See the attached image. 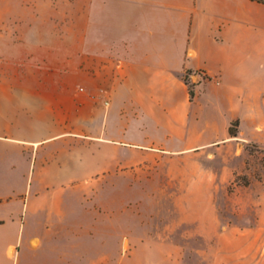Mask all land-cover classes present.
<instances>
[{"label":"crops","instance_id":"1","mask_svg":"<svg viewBox=\"0 0 264 264\" xmlns=\"http://www.w3.org/2000/svg\"><path fill=\"white\" fill-rule=\"evenodd\" d=\"M74 7L51 26L78 39L0 35L16 45L13 73L0 80V264L91 256L77 242L94 239L92 227L106 220L97 201L109 206L115 192L137 210L159 194L162 209L186 212L201 183L210 229L219 231L213 191L231 183L233 169L245 172L244 163L215 174L203 155L227 161L241 140L264 148V4L81 0ZM37 13L21 27L37 28ZM156 181L159 193L150 187ZM177 198L185 200L179 208Z\"/></svg>","mask_w":264,"mask_h":264},{"label":"rangeland","instance_id":"2","mask_svg":"<svg viewBox=\"0 0 264 264\" xmlns=\"http://www.w3.org/2000/svg\"><path fill=\"white\" fill-rule=\"evenodd\" d=\"M69 1L0 0V35L47 38L66 33L78 39L77 31H59L51 26L52 22L63 23L71 7L81 9V0H76L74 6ZM36 11L39 15L37 28L21 27L24 23L35 21ZM74 17L80 23V17ZM10 47L13 54L9 57L2 54ZM15 48L16 45L0 41V80L13 73ZM239 142V149L235 155L227 157V161L222 155L212 158L210 154H204L202 158L205 168L215 174L224 164L234 168L244 163L245 172L233 169L235 175L231 183L218 186L213 191L219 231L210 229L213 217L209 207L203 203L205 198L202 197L206 193L201 183L194 185V194L190 196L186 212L173 213L166 206L162 209L159 194L146 199L142 209L137 210L121 200L120 192H115L109 195V206L107 202L104 206V197L97 201V207L102 212L101 219L105 214L106 220L104 224L96 223L92 227L94 239L77 242L79 248L87 247L92 255L70 258L77 264H264V148L252 142ZM243 144L247 147L244 159L241 151ZM171 170L190 172L180 168ZM251 180L256 181V186L245 189ZM177 183L178 187L182 186L181 182ZM158 184L156 181L150 185L153 192L159 193ZM254 196H260L259 201ZM177 200V208L185 203L182 202L185 200ZM247 228L251 229L240 231ZM169 240H176L177 243L167 242Z\"/></svg>","mask_w":264,"mask_h":264},{"label":"trees","instance_id":"3","mask_svg":"<svg viewBox=\"0 0 264 264\" xmlns=\"http://www.w3.org/2000/svg\"><path fill=\"white\" fill-rule=\"evenodd\" d=\"M251 1H256V2H259V3H262V4H264V0H251ZM190 92V95L192 96V91H189ZM237 124H238V122L237 121H235V122H233V123H231V125H230V128H229V130H228V133L230 134V135H235L236 134V126H237Z\"/></svg>","mask_w":264,"mask_h":264}]
</instances>
